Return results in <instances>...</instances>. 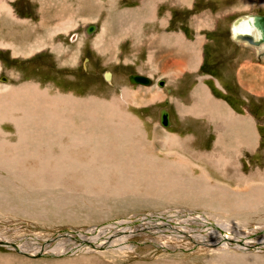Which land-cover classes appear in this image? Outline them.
Listing matches in <instances>:
<instances>
[{"label": "rangeland", "instance_id": "rangeland-1", "mask_svg": "<svg viewBox=\"0 0 264 264\" xmlns=\"http://www.w3.org/2000/svg\"><path fill=\"white\" fill-rule=\"evenodd\" d=\"M1 1L19 19L9 20V17L5 14L6 10H1L2 12L5 11L4 13L0 12V78L4 77L7 79V82H2L0 79V90L4 86L11 88L24 84H33L36 86V91L34 94L32 93L33 95L30 98H39L40 93L46 91L47 101L49 98L70 99L72 100L71 102L61 103L56 112L65 114V117L72 124L74 123V129L78 134H92L94 138H97L98 135L96 136V133H94L97 132L100 138L98 139V146L96 145L97 141H92L91 136H89L84 149L67 152L68 156L76 159L79 164L86 163L87 165V161L90 160L92 172L88 171L92 180L89 178L85 179L84 175L73 174L70 172L71 170L59 176L48 172L49 174L44 175V177L58 176L61 180L57 178L58 181L54 184V180H52V184L47 182L43 186L37 183L34 177H29V175L23 176V180H15L10 173L7 174V166L3 164L7 157L1 156L4 157V160L1 163L2 165H0V242L3 241L12 246L15 245L26 255L16 252L14 248L9 246L0 245V264H264V247L262 252H245L243 250L245 247L242 244L240 246L241 250L232 244H227L228 247L226 245L224 248H219V246L223 245L213 244L206 240L207 233L204 232L208 230L206 229L208 226L201 220V218H209V220H215L214 218H216L220 222H232L246 230L249 240L259 242L264 239L263 234H259V231H256L259 228L264 229V193L259 199H255L256 202L254 201V203L247 205L249 207L247 211L240 212L235 207L238 201L237 193L251 192L249 189L245 190L250 185L261 186L262 184L264 186V181H261L264 179V67L254 65L253 60L250 59L251 68L245 70V73L242 71L241 75L237 74L239 72L238 63H241L242 59L247 58L246 49H244L243 53L240 48L228 41L233 25L232 22L236 18H246L249 15H264V0H215L216 2L203 0L204 3L202 5H196L198 10H210L219 7L220 12H215V14H223V20L220 21L221 25L218 26L216 31L219 32L216 33L218 35L208 31V43L205 46L208 50L206 73L209 78L207 82L208 87L213 92L216 103H219V100L226 101L229 104L232 103V111L239 113L249 109L255 120L257 128L255 129V144L248 149L249 151H244L243 156L238 152L239 156H241L240 159H242L239 160L238 157L237 164L240 161L244 165L242 176L240 172H229L221 175L223 171H219L214 163L206 158V156L208 157L215 151H221V148L215 146V150L212 152L211 146L212 143H215L213 136L216 137L223 126L221 123L220 125L212 123L210 126H205L203 121L209 122L213 119L210 115L200 116L199 118L203 120L189 117L187 120L194 119L196 121L177 127V130H179L177 133L182 134L183 140L175 137L174 139L178 140L179 144L171 142V147L166 148V150L164 148L161 149L160 145L165 132L169 130L170 135L173 136L176 131L174 127L162 130L159 124L160 111L162 109L168 110L170 105L168 96L171 91L166 81L162 88L158 87L157 81L163 79H159L160 76L158 77L151 73L146 76L141 74V76H145L152 81L151 86L143 87L128 81L129 75H139V73H135L136 66H139L140 62L144 60L146 53L142 51L137 57V61L127 68L119 65L118 62L114 65V62L111 61L116 60V58H110V55H107V63L109 60L110 63L105 65L102 57L99 58L87 46L80 48L83 45V41L87 39L90 47L103 56L104 53L108 54L110 47L114 45V42L107 40L108 28H105V26L108 19L100 26L98 24L102 22L101 16H99L100 20L98 21L89 18L95 13L94 7L97 8V5H93L92 9H89L90 6H88L87 2L83 1L85 3L79 4L81 0ZM94 1L95 3L101 2V0H90V2ZM114 1L118 0H107L109 3ZM139 1L142 7L135 9L139 20L151 22L154 19V2L151 3V0ZM189 1L193 0H184L185 3H190ZM110 8L112 11L109 25L120 30V26H123L122 16L129 13L121 10L115 11L112 7ZM87 9L89 10L86 11ZM168 10L166 5L159 7V13L161 14ZM180 11L186 12L180 9L174 10L179 16L181 14L185 15ZM193 19L197 18L194 17ZM160 21L158 20L159 25ZM128 24L129 29H136V23L129 22ZM89 26L96 27L92 34H87ZM197 27L199 28L198 24ZM129 31L125 34L128 35ZM221 33L224 40H226L224 43L222 38L219 37ZM137 35L139 34L137 33ZM163 35L158 36L156 41L150 46V50L154 46L156 47L154 50L157 57L152 59L151 56H148V62L152 61L151 63L156 67H162L163 59H160L158 55L160 56L159 52L165 51V49L175 51L180 59L187 62L192 59V53L188 55L185 52L187 49L182 48V34ZM115 38L116 36H112L110 39L115 40ZM203 42V37L199 36L197 43H195L196 45L189 43L188 48L190 47V51L193 48L196 50ZM9 44L14 47L6 48L4 46ZM113 47H116V45ZM31 49L34 50V53H30ZM80 49L82 52H80ZM253 50L254 48L248 51L252 53L255 51ZM256 52L255 54H257ZM110 54L112 55L111 52ZM195 54L196 52L193 56ZM199 54L197 64H200L202 59V53L199 52ZM242 54L245 56H242ZM112 56L115 57L114 54ZM189 56L191 59L188 58ZM233 58H239V62H232ZM254 59L257 61L255 56ZM235 65H237V68ZM106 72L111 75L110 82H106L104 79ZM257 74L259 75L256 76ZM162 75L165 76V74ZM1 93H5V89L1 90ZM1 103L0 101V106ZM34 104L35 102L32 103V106ZM72 112L78 113L80 115L79 118L76 115L68 116ZM39 113L45 114L42 109H39ZM106 113L107 115L105 116ZM92 115L94 116L90 119ZM98 115L100 117L97 120L95 117ZM19 116H16V118ZM226 117L222 116V114L216 115V119L219 122L221 118L225 119ZM118 118L121 119L123 132L126 134L119 140H117V132L121 131L120 124L115 128L110 126L111 122L119 120ZM108 121L109 129L103 135V129L100 127L106 126ZM87 123L91 128H88L85 132L83 128L87 127ZM241 123L243 124V121ZM81 124L83 125L81 126ZM0 132L6 135L4 140H7V144L17 141L13 123H0ZM33 134L34 137L37 136V133ZM64 134L66 135L65 132L61 136L56 135L57 139L52 143L54 145L50 147V152L58 155L59 146L67 147L68 138ZM223 136L224 140L226 138L225 143L228 144L227 141H231V138L227 139L228 133L223 134ZM49 138L51 137L49 136ZM257 139H259V145H256ZM130 143L140 150L136 156H134L133 149L130 147L129 149L126 148ZM101 146L104 147V151L110 152H107L109 157H105ZM91 149L99 152L94 157L95 162L92 157L89 158ZM2 152L9 155V150L6 148H2ZM19 156H21V153H19ZM22 157H24L23 162L20 161L18 163L20 170L39 168L38 162L35 161V156L29 158L24 154ZM177 157H180V161L185 162V165L181 164L182 169H178L174 165V161H178ZM212 157L213 160L219 161L221 166L220 156H216V158L214 155ZM52 160L49 159L48 161L50 165L56 162ZM100 162L101 164H99ZM136 162L140 163L141 171L145 172L137 175L138 178H135L136 174L133 173ZM187 162L192 165L197 164L198 167H191V165L189 167ZM58 166H61L60 163H58ZM85 166H83L84 168L82 167L83 171H86ZM105 166L107 167L103 169ZM97 168H102V171ZM171 169L176 170L177 174H174ZM150 170L155 173L151 175L148 173ZM205 170L209 179H206L207 175H205L203 185L205 182L211 185L212 189L210 191L213 192L210 196L212 199H206V201L199 202V204L194 201L186 204V199L180 196L181 192H193L192 185L198 186L196 182H192L187 177L191 175L195 180L202 179L200 171L204 172ZM233 174L246 178L244 180L249 185L246 186L245 181H240L243 183H239L237 182L239 180L236 181L231 178V175L234 176ZM152 176L165 177V183L168 184L169 181H172L177 184V189L160 185L159 182L151 179ZM178 176H183L186 179H175ZM141 178H144V180ZM136 184L142 189L136 188ZM180 185H185V187H180ZM160 188L166 194H178L175 196L160 195V193H156V190ZM223 188L225 189L223 190ZM222 190L223 194L220 195ZM258 192H260L259 189ZM220 201L221 204H219ZM227 204L231 205L227 206ZM183 209L201 214L202 217L196 220L198 224H192L191 218L193 217H188L192 214H182ZM172 211H180L179 213H181L179 217H170V219H172L174 224H179L178 227H182V240H177L176 238L162 240L159 237L156 238L155 235L135 234L134 232L131 234L127 231L126 234L129 233L130 235L123 234V238L120 241H115L116 236L110 237L109 231H107L104 233L105 239L102 240L111 241L110 245H116V243L129 244L130 246L132 245L133 250L122 253H113L111 251L95 253V251L86 252L72 248L78 244H83L75 241L76 237L71 238L74 233L66 234L68 230L80 234L88 232L89 234V232H95L100 226L111 227L113 222L133 215L141 213L161 214ZM181 216H187L188 218L183 220ZM218 233L227 234L225 231L221 233L216 230L215 234ZM195 237L199 239L194 240ZM147 240L151 242H147ZM169 240L171 241L168 242ZM204 241L207 242V245H211H202L201 243ZM56 243H59L61 250L65 251H60L57 254L48 253L45 246L49 244L55 245ZM71 244L74 246L71 247ZM161 244L167 246V248L160 246ZM40 245L45 247L42 248V254L39 253L30 257L27 254L28 252L25 251L41 247ZM94 245L98 246V243ZM226 251H229L228 253L231 255L234 254V256L260 257L258 259L252 258L251 260L243 257L244 260L239 257L220 258V255L226 253Z\"/></svg>", "mask_w": 264, "mask_h": 264}, {"label": "bare ground", "instance_id": "bare-ground-1", "mask_svg": "<svg viewBox=\"0 0 264 264\" xmlns=\"http://www.w3.org/2000/svg\"><path fill=\"white\" fill-rule=\"evenodd\" d=\"M1 10L2 11L6 10L9 13V15L11 16V18H14L12 10L0 0V12H2ZM253 16H255V15H249L246 18H241L240 17V20H239L238 24H234L233 23L230 34H231V36H233L235 38V41L242 42L243 44H245V42H246L250 46H255V48H257V50H256L257 53L259 54L261 52L264 55V44L263 43L256 46V45L250 44L246 40L242 39L243 37H251L254 42L258 40V36L259 35H257L256 32L250 27ZM258 16H263V15H258ZM95 29H96L95 26H89L87 28V34H92L95 31ZM161 38H163V37L161 36ZM166 39H169V38H166ZM163 42H164V40H163ZM168 43H169V41H168ZM164 44H165V42H164ZM4 46L6 48H12L11 45H4ZM31 50L32 51H30V53H34V50L33 49H31ZM185 56L187 57V55H185ZM200 59H201V57H200ZM104 79H105L106 82H110V80H111L110 73L106 72L104 74ZM2 82H7V79L3 78ZM158 82L159 81H157V83H156L157 86H158ZM136 85H140V86H143V87H148V86L152 85V81L150 80V83L147 84V85H145V84L144 85L136 84ZM162 87H160V88H162ZM4 89H5V93H1V90H4ZM1 90H0V101L2 103H1V106H0V123H2V122H11V123H13L14 126H15L16 138H17V141L15 143L7 144V140L6 141L4 140L6 135L0 132V165H2L1 163L4 160V157H7V160H5V162H3V164H5L7 166V171H8L7 174L10 173V175L13 176L15 178V180H23V176L29 175V177H34L36 182L40 183L41 186L47 184V182H51V184H52V180H54L53 181V184H54L56 181H58V179L61 180L60 178H58L59 175L63 174L64 172H68L69 170H71L70 172L73 173V174H77L78 176L79 175H82V176L84 175L85 179L89 178L90 180H92V177L89 176L90 175L89 171H91V169H92L90 160L87 161V163H88L87 165H86V163L85 164H83V163L79 164L76 159H74L71 156H68L67 152H72V151H74L76 149H84V147L86 146V143L88 141V137L89 136H91L92 141H94V140L97 141L96 145L98 146L99 145L98 139L100 138V136H99V134H97V132H94V133H96L95 134L96 136L98 135L97 138H94V135H92V134H86V133L78 134L77 131L74 129V125H73L74 123L72 124V122L70 120H68L67 117H65L66 116L65 114H59V113L56 112L59 109L61 103L69 102V101L71 102L72 100H70V99L63 100L64 98H57L56 97L57 99H50L49 98V100L47 101L46 99H48V97H46L47 96L46 95V93H47L46 91L45 92H41L40 95H39V98H37L36 95H35V97H36L35 99L34 98H30L34 94V92L36 91V86L33 85V84H31V85H25L24 84V85H20V86H17V87H11V88H8L7 86H4ZM34 102H35V104H34V106H32V103H34ZM39 109L44 110L45 114H43V113L40 114L39 113ZM18 115H20V116L18 118H16V116H18ZM71 115L72 116L76 115L78 118L80 116V115H78V113H75V112L70 113L68 116H71ZM106 115H107V113L105 114V116ZM93 116L94 115H92L90 119H92ZM99 117L100 116L98 115L95 118L98 120ZM86 119H87V116H86ZM118 119L119 120H117V121L111 122V125H110L111 127L115 128L116 126H118L120 124L121 131L117 132V140H119V138H122L123 136H126L125 132H123L121 119L120 118H118ZM213 119H215V118L213 117ZM159 121H160V119H159ZM241 122L242 121L239 122V126L238 127H229L228 128L227 126H223V130L220 133H223V134H227L228 133L227 139L232 137L233 140L235 139V143H236L235 145L237 147H239V149H247L248 150L249 148H251L255 144V142L254 143L251 142V134H249V132H248V128L247 127L250 124H248L247 127H245V126H243V124ZM106 124H107L106 126L100 127L101 129H103V135H104V133L106 134L105 131L107 129H109V121ZM82 125L83 124H81V126ZM162 127H163V129L164 128H168V127H164V126H162ZM88 128L90 129L91 127L87 123V127L83 128V129L86 132V130ZM113 128H111V129H113ZM234 129H237V131L235 133L234 132L231 133V131L234 130ZM64 132L66 133V135L65 134L64 135L68 138L67 147L64 148L62 145L59 146L58 155L50 152V147L52 145H54L52 143H54V141L57 139L56 135H58V136L60 135L61 136V135H63ZM33 133H37V136L34 137ZM220 133L217 135L218 136L217 137L218 142L214 145V149H213L212 152H214L215 146H217V147L220 146L219 139L224 141V139H223V137L221 136ZM49 136L51 138H49ZM53 136H54V138H53ZM174 138H175L174 135L173 136L169 135L168 137L164 138L163 141H165V142L162 141V144L160 145L161 149L164 148L166 150V148H169V147L172 146L173 142L174 143L177 142ZM225 140H226V138H225ZM227 143H228V141H227ZM93 144H95V143H93ZM116 144H119V143H116ZM224 144H226V143H223V145ZM129 147L134 150V156H136L140 152L139 148H136L135 145H133L131 143L128 144V146L126 148L129 149ZM222 147L224 148V146H222ZM2 148L8 149L9 150V155L4 154L2 152ZM103 148L104 147L101 146V149L104 151ZM236 149L234 148L233 150H236ZM118 150H120V148H118ZM227 150L230 151V149H227ZM42 151H43V153H42ZM107 152L110 153L109 151L105 150L104 151L105 157H109ZM19 153H21V156H19ZM98 153L99 152H96L93 149H91L89 151V158L92 157V159L94 160V157H96V155H98ZM24 154L27 157H29V158H33L35 156V161L38 162V167L39 168H36L34 170H28L26 168L20 170L18 163L20 161L23 162L24 157H22V156ZM173 155H175V154H173ZM177 155H179V154L177 153ZM214 155H215V157L216 156H220V158H221V166L219 164V161H216L215 159L213 160L212 156H214ZM1 156H4V157H1ZM180 157H182V156H180ZM180 157H177L178 161H176V160L174 161V165L178 169H182V166H181L182 163H183V165H185V162L180 161L181 160ZM238 157H239V154H236V153H233V152L232 153H229V152L223 153V151H222V153H219V152L215 151L214 153L210 154L208 157L206 156V158L210 159V161L214 163V165L219 169V171L221 170L224 173H225V171H227V172H235V173L239 172V167H241L240 166V161H239L238 164L235 162V160H237ZM49 159H53L57 163L55 162L54 164L50 165L48 163ZM130 159H131V156H130ZM239 160H241V159L239 158ZM94 162H95V160H94ZM58 163H60L61 166H58ZM99 164H101V162ZM134 165H135L134 168H133L134 172L133 171L132 172L134 174H136L135 178H138L137 175H141V173H145V172L141 171L142 167H141L139 162H136ZM83 166L86 167V171H83V169H82ZM93 166H94V164H93ZM200 166H202V165H200ZM106 167L107 166L103 167V169L106 168ZM204 167H205V165H204ZM51 168H53V169H51ZM97 169H100V171H102V168H97ZM75 170H77V171H75ZM48 172L52 173L54 175H58V176H54V177H50V178H49V176L44 177V175L49 174ZM57 173H60V174H57ZM148 173L153 175L155 172L150 170ZM233 175L234 176L231 175V178H234L236 181L239 180V181H237L239 183H243V182H240V181H245L244 179H246V178L239 177V175L236 176V174H233ZM204 176H205L204 174L201 176L202 179L201 178L197 179V180L190 179L192 182H196V184H198V186L192 185L193 190H194L193 192H186V191L185 192H181L180 196L183 199H186V204H189L192 201H194V202L199 204V202H202L204 200L206 201V199H212V197L210 196V194L213 192V191H210L212 189V187H211L210 184H209L210 185L209 186L206 182L203 185ZM118 179H120V178L118 177ZM141 179H139V180H141ZM151 179H153L154 181L156 180L157 182L160 183V185H163L166 188H167V186H170L173 189H177V184L173 183L172 181H169V183L166 184L165 183V180H166L165 177H162V176H158V177L154 176L153 177L152 176ZM206 179H209V178L207 177ZM142 180H144V178ZM179 180H182V179H179ZM261 181H264V179H262ZM105 182L107 183V181H105ZM245 182H246L245 183L246 186L249 185L247 181H245ZM16 183H18V182H16ZM137 184H136V188L140 189L141 187H139ZM56 185H57V183H56ZM263 185H264V183H263ZM261 186H262V184H261ZM261 186H258V185H256V186L252 185L251 186L250 185V186L246 187L245 190L249 189V191H251V192H249V193H237L236 195H238V201L236 202V205H235L236 209L239 210L240 212L247 211L249 209V207L247 205L254 203L255 199H259V197H261L262 194L264 193V186H262V187ZM180 187H185V185H180ZM180 187H178V188H180ZM224 189L225 188H223V190ZM258 189H259L260 192H258ZM165 190H167V189H165ZM223 190H222V193L220 195L223 194ZM156 193H160V195L163 194L165 196H171L172 195L171 193H168V194L164 193L162 188H160L159 190H156ZM176 194H178V193H176ZM176 194H173L172 196H175ZM224 194H226V193H224ZM141 195L143 196V194H141ZM230 195H231V193H230ZM219 204H221V201H220ZM230 205L231 204H227V206H230ZM250 208H252V207H250ZM179 212L172 211V212L161 213V214H151V213L142 214L141 213V214L130 216L129 218H126V219H122V220H118V221L113 222L111 224L112 225L111 227L118 228V229H113L110 226H106V227L100 226V227L97 228V230L95 232H92V233L89 232V234H88V232H84L83 234H80V233H77V232H72L70 230L66 231L67 232L66 234L69 235L68 233H74L73 235H71V238L76 237L75 241H77L79 243L82 242L83 245L78 244L75 247H72V246H74L73 244L70 245L72 248H76L77 250H82V251H86V252L95 251V253L96 252H98V253L99 252H108V251H111L113 253H115V252H118V253L121 252L122 253L124 251L133 250L132 249V245L130 246L129 244H119V243H116V245H110L111 241L102 240V239H105V235H104L105 232L109 231V236L110 237L111 236H116L115 241H120L123 238V234L130 235L129 233L126 234L127 231L130 232L131 234L134 232L135 234L136 233L137 234L138 233H140V234L144 233V234H150L152 236L155 235L156 238L159 237L162 240H166V239L168 240V239H171V238H176L177 240H180L182 238L183 229H182L181 226L178 227L179 224L178 225L174 224L172 219H170V217H179L181 215V213H179ZM187 213L188 214H192V215L188 216V217H193V218H191L192 221H193L192 224L193 223H197L198 224V222H196V220H199L202 217L201 214H198L197 212L187 211V210L183 209V213L182 214H187ZM188 217L187 216H183L182 218L184 220V219H186ZM214 219L215 220H209V218L208 219L201 218L202 222L208 226V228H206L208 230H206L204 233H207V239L206 240H208L209 242H211L213 244L223 245V246H219V248H224V246H226L227 244H232L234 246H237L239 248V250H241L240 246L244 245L245 248L243 247L244 248L243 250L245 252H254V251L262 252L263 251L264 239L261 240V241H259L260 240L259 239L258 240L259 242L251 241V240H249L247 238L246 230L245 229L243 230V228L240 227L239 225L233 224L232 222H224V221L220 222L219 220H216V218H214ZM174 221H175V219H174ZM229 221H231V220H229ZM192 224H191V226H192ZM221 228H222V230H221ZM121 229H122V231H121ZM216 230L218 232H221V233H222V231H225V232H227V234H224V233L223 234H220V233L215 234ZM256 231L257 232L259 231V234H263V236H264V229L259 228ZM201 233H202V231H201ZM165 236H166V238H165ZM198 239L199 238H197V237L194 238V240H198ZM189 240H190V238H189ZM170 241L171 240H169L168 242H170ZM147 242H151V241L147 240ZM198 242H201V241H198ZM96 243H98V246L94 245ZM201 244L205 245V246L211 245V244L207 245V242H205V241L203 243H201ZM0 245L1 246H5V247L9 246L11 248H14L16 250V252H18L20 254H23V255H26L23 252H21V249L19 248L20 249L19 250L17 248V246H15V245L12 246L11 244L5 243L3 241L0 242ZM160 246H163V247L167 248V246L162 245V244ZM160 246L158 245V247H160ZM188 246H189V244H188ZM234 246H229V247H234ZM18 247H20V245H18ZM45 247H47L46 248L47 252L50 253V254H57L60 251H65V250H61V247H60L59 243H56L55 245L49 244L48 246H45ZM45 247L41 246V247H36L37 249L33 248V249H30V250L27 249L25 251L28 252L27 254H29L30 257H33V255L41 253L43 251L42 248H45ZM179 247H181V246H179ZM226 247H228V245ZM183 248H185V247H183ZM258 248H259V250H257ZM68 249H69V247H68ZM98 249H100V250H98ZM177 251H178V249H177ZM179 251H181V250L179 249ZM170 252H172V251H170ZM228 252L229 251H226L227 254L224 253V254L220 255V258L223 259V258H229V257H231V258L239 257L242 260H244L243 258H249V260H251L252 258L258 259L260 257V256L259 257L258 256L257 257L256 256H253V257L252 256H247L246 257L244 255L243 256H234V254L231 255ZM216 260H217V258H216ZM231 262H233V261L231 260Z\"/></svg>", "mask_w": 264, "mask_h": 264}, {"label": "crops", "instance_id": "crops-1", "mask_svg": "<svg viewBox=\"0 0 264 264\" xmlns=\"http://www.w3.org/2000/svg\"><path fill=\"white\" fill-rule=\"evenodd\" d=\"M83 1L87 2L88 6H90L89 9H92L93 5L98 6L97 8L94 7L95 13L93 14V16L89 17L90 19H96V21H98L100 20L99 16H101L102 22L100 24L97 23L98 25L101 26L104 24L106 19L109 20V21L107 20L106 26L105 25L104 26L105 28L106 27L108 28L107 40L114 42L113 44L116 45V47H113L114 45L110 47V52L112 53V55L114 54L115 57H113L110 54V52L108 54L104 53L103 56L99 55L96 51H94L90 47L89 40L87 39L83 41V45H81L80 48L87 46V48H89L91 52H95L99 56V58L102 57L103 64L105 65H109L110 60L107 63L108 61L107 55H110V58H116V60L111 61V62H114V65L118 62L119 65L125 66L127 68H129L131 64H134L135 61H137L136 59L139 56V54H141L142 51H144L146 53V56L144 60L140 62V65L136 66L135 73H139V75L143 74L145 76L148 73H151L155 76H158V77L160 76L159 79H163L164 82L166 81V84L169 87L171 93L168 96L170 98V102H169L170 105L168 107V110L166 109L165 110L168 112V120L170 123L168 128L174 127L176 130L174 133V135L176 136L174 137H178L180 140H183L182 134L177 133V131H179L177 130V127H182L183 125L187 123H191V122L193 123L196 121L194 119L187 120L189 119V117H194V118H197L198 120H203L202 118H199V117L210 115L212 116V118L214 117L215 119H211V121L209 122L203 121L205 126H210L212 125V123L220 125L221 123L222 126H227L228 128L238 127L240 120L243 121V126L245 127H247V125L250 124L247 127L248 132L249 134H251V142L252 143L255 142V133H256L255 129L257 128L255 126V122H254L255 120L252 114L250 113V110L246 109L243 113H239L236 111L234 112L232 111L233 109L232 103L229 104L228 102L226 101L224 102L222 100H219L220 102L216 103L213 97V92L208 87L207 80L209 77L207 76V73H206V68H207L206 66L208 64V58H207L208 50L205 48V46L208 43V39H207L208 31L210 33L214 32L215 34L219 33L216 31L218 29V26L221 25L220 21L223 20V14H215V12H220L219 7L217 9L214 8L215 10L213 8L210 10L209 9L198 10V8L196 7L199 5H202L204 3L203 0H193L191 2L189 1L191 5L190 3H185L184 0L182 1L180 0L178 1L177 0H151V3L154 2V6H153L154 19L151 22L150 21L143 22L139 20L138 13H136L135 11L136 8L142 7L141 2L139 0H121L122 3L120 0L114 1L112 3L107 2V0H101V2L99 3L97 2L95 3V1L90 2V0H81L79 4L85 3ZM204 1L214 2L215 0H204ZM164 5L168 6L169 10L161 14L159 13V7L164 6ZM110 7H112V9H114L115 11L121 10V11L129 13L128 15L122 16L123 26L122 25L120 26V30L118 28L116 29L113 26L109 25L111 21L110 17H111V11H112ZM89 9H87L86 11H88ZM178 9L185 10L186 12L180 11L184 13L185 15L181 14V16H179L178 13L174 12V10H178ZM5 14L9 17V20L19 19L16 16H14V18H11L8 12H5ZM194 17H196L197 19H193ZM158 20H161L160 21L161 26L159 25ZM129 22L130 23L134 22L137 24L135 30L129 29V24H128ZM197 24L199 28L197 27ZM137 26L141 28L139 29V27ZM128 31L130 33L128 35L125 34ZM137 33L139 35H137ZM163 34H167V35L182 34V42H183L182 48L187 49L185 50L187 54L190 55L192 53L191 54L192 59L190 60V62L180 59L179 56L175 53V51L171 49H165V51L159 52L160 56L158 55V57L160 59H163L162 67L157 66L158 67L157 68L155 65H153V63H151L152 61L148 62L147 60L148 56H151L152 59H154V57H157L156 51L154 50V48L156 47L154 46V48L150 50L149 49L150 46L156 41V38L158 36L163 35ZM112 36H116L115 40L110 39ZM199 36L203 37L204 42L200 44L196 50L195 48H193L190 51V47L188 48L189 43L190 44L197 43V38ZM230 36L231 34L229 33V36H228L229 43L236 45L238 48L241 49L240 51H242L243 53L245 51L244 49H246L247 58L242 59L241 63H238L239 72L237 74L241 75L242 71H244L243 73H245V70H249L251 68V65L249 63L250 59L253 60L254 65L258 67H264V55L261 52L259 54L256 52L257 54H255V51H254L255 49L253 50L254 52L252 53L249 52L248 50L251 51L253 48L248 46L246 42H245L246 45L243 44L242 42H237V41L234 42ZM219 37L222 38L223 43L226 41L224 40L222 33L219 34ZM173 39L175 40V38ZM123 45L124 46L126 45V46L124 47ZM11 46L14 47L13 45ZM240 51H239V54H240ZM80 52H82L81 49H80ZM195 52L196 54L193 56ZM199 52L202 53V59H201V63L197 64ZM242 56H245V55L242 54ZM254 56L257 58V61L254 59ZM188 58L190 59V56ZM234 61L235 63L239 62V58L238 59L233 58L232 62ZM235 66L237 68V65ZM162 74H165V76ZM258 75L259 74H257L256 76ZM161 111H160V114H161ZM220 114H222V116H227L225 118L226 120L221 118L219 122V120L216 119V115H220ZM159 124H160V121H159ZM161 129L163 130L162 126H161ZM222 130L223 128L220 130V132ZM236 131L237 129H234L231 131V133L233 132L235 133ZM168 134L170 135L169 130L165 132V136L163 137V139L165 137H168L169 136ZM221 136L224 139V136L222 133H221ZM217 137L218 136L216 137L213 136L215 143L214 144L212 143V146H211L212 150L214 149V145L218 142ZM176 141L177 143H179L178 140ZM222 141L223 140L219 139L220 146L218 147L221 148V151L219 153H222L223 151V153L235 152L236 154H238L239 152L243 156L244 151H249L247 149H239V147L235 145L236 144L235 139L233 140L232 137H231V141L228 142V144L223 145V143H225V140L223 142ZM256 145H259V139H257ZM222 146H224V148ZM234 148L235 149L237 148V149L233 150ZM223 149L224 150L226 149V150L224 151ZM227 149H230L231 152ZM240 157L241 156H239V158ZM237 160H235L236 163H237ZM190 165L191 167H198L197 164L192 165L190 163L189 167ZM240 166L241 167H239V172L241 175L242 171L244 170V165L241 164L240 162ZM189 169L192 170L191 168ZM171 170L174 172V174H177L176 170L174 169H171ZM213 170L216 172L214 168ZM227 173L229 172H225L224 174H227ZM200 174H201L200 176H202L203 174L207 175L206 170L204 171V173L203 171H200ZM221 174L224 175L223 172ZM206 177L209 178L208 175ZM187 178L193 179L191 175L188 176ZM175 179H186V178L183 176H178V177H175Z\"/></svg>", "mask_w": 264, "mask_h": 264}, {"label": "water", "instance_id": "water-1", "mask_svg": "<svg viewBox=\"0 0 264 264\" xmlns=\"http://www.w3.org/2000/svg\"><path fill=\"white\" fill-rule=\"evenodd\" d=\"M239 20L240 18L238 17L232 23L238 24ZM250 27L256 32L257 35H259L258 40L254 42L251 37H243L242 39L256 46L262 43L264 44V15L263 16H258V15L253 16ZM230 37L235 42V38L233 36H230ZM128 81L135 85L136 84L147 85L150 83V80L147 77L136 75V74L129 75ZM163 85H164L163 80L158 82L159 87H162ZM160 124L164 127H168L170 124L168 120V112L165 109H162L161 111Z\"/></svg>", "mask_w": 264, "mask_h": 264}, {"label": "flooded vegetation", "instance_id": "flooded-vegetation-1", "mask_svg": "<svg viewBox=\"0 0 264 264\" xmlns=\"http://www.w3.org/2000/svg\"><path fill=\"white\" fill-rule=\"evenodd\" d=\"M246 45V44H245ZM248 46H250V45H248ZM251 48H254L255 49V51H256V49L257 48H255V46H250ZM4 77H1L0 79L2 80ZM5 79V78H4Z\"/></svg>", "mask_w": 264, "mask_h": 264}]
</instances>
